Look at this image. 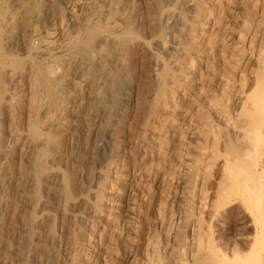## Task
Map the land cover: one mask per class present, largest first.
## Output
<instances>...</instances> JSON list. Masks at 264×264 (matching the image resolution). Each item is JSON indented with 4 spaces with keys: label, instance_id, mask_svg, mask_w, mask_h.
I'll list each match as a JSON object with an SVG mask.
<instances>
[{
    "label": "rangeland",
    "instance_id": "374dc122",
    "mask_svg": "<svg viewBox=\"0 0 264 264\" xmlns=\"http://www.w3.org/2000/svg\"><path fill=\"white\" fill-rule=\"evenodd\" d=\"M144 7L163 10L148 18L156 32L146 34L141 15L124 23L146 42L144 52L131 79L108 87L120 49L106 31L122 10ZM204 10L188 44L196 61L176 100L144 122L143 112L133 113L136 98L152 97L161 62L175 66ZM263 51L264 0H0V264H84L86 256L97 264H193L199 253L211 258L207 264H264V184L261 199L250 190L220 197L222 179L232 177L223 165L225 131L244 144L235 125L249 106ZM43 81L50 96L39 89ZM72 172L70 209L90 228L88 246L63 233L69 220L55 190L70 184ZM96 190L101 215L90 204Z\"/></svg>",
    "mask_w": 264,
    "mask_h": 264
},
{
    "label": "bare ground",
    "instance_id": "6f19581e",
    "mask_svg": "<svg viewBox=\"0 0 264 264\" xmlns=\"http://www.w3.org/2000/svg\"><path fill=\"white\" fill-rule=\"evenodd\" d=\"M124 1V0H123ZM204 1V0H203ZM204 3V2H203ZM201 6V5H200ZM199 6V7H200ZM205 8V7H204ZM198 9V8H197ZM202 10V9H201ZM111 11V10H110ZM163 10H161V7L157 8L156 11H152V9L150 7H144V9L140 12H133V13H129V12H125V11H121L115 18V20L111 21L110 27L107 29L106 34L108 37H111L118 45H119V55H120V60L117 62H119V66L117 67L118 70L117 71H111L109 70L110 74H107V82L109 83V86H113L115 84H117L120 80L122 79H131L137 69V65H138V59L139 57H142L143 52H144V46H145V41L141 40L142 38L139 37V35L137 33H135L133 30L128 29L126 27H124V23L125 22H129L132 19H136L139 18V16L141 15V21H144V26H145V32L147 35H153L155 34L156 30L154 28V23L151 22L149 19L150 16L155 15V17L159 16L162 13ZM206 11H201L200 13H198V18L196 16V19L190 24L189 26V31H191V41L189 40V43L187 42V45H184L183 47V52L179 55H174V63L175 66H169V63L167 62L168 60H163L161 62V65L158 69V72L156 74L157 77V82H156V86L152 89V97L148 98V96L146 95V97H143L141 94L139 97L136 98V104H135V112L136 116L143 112L146 116L145 121L144 122H148V118L154 114V112L158 109L160 110H164L168 107V105H170V103L173 101V99H175V92L176 89L181 86L184 85V82L186 80V73L188 69L192 68V64L194 61H196V57L194 58L193 56L191 57L190 55V50H189V45L192 47L193 45V39H196L195 37V29L196 28H201L200 25V17L202 16V13H205ZM206 14V13H205ZM113 17V15H112ZM149 18V19H148ZM203 22V21H202ZM108 24V25H109ZM205 25V24H203ZM118 26H120L121 28L118 29ZM103 33H105L104 31H102ZM102 32H100L102 34ZM202 32V31H201ZM105 34V35H106ZM201 34V33H200ZM89 37L91 36H85V41L89 42ZM189 38V39H190ZM199 38V37H198ZM83 39V38H82ZM199 43V42H198ZM189 44V45H188ZM200 46V45H199ZM181 49V48H180ZM193 50V49H192ZM201 50V49H200ZM146 51V50H145ZM199 52V50H197ZM145 55V54H144ZM116 56V55H115ZM149 56V55H148ZM145 58V57H143ZM116 59V58H115ZM141 60V59H140ZM160 60V59H159ZM258 60L257 62L260 63V68L258 73L256 74V79H255V87L254 89L249 93V95L247 96V101L249 103V106L247 108H244L245 110L242 112L241 110V115L238 118V120L236 121V125H238V127L240 129H242V133H241V138L242 141L244 142V145L241 146L239 145V142L237 144V142L235 143V141L233 140V136L231 135V133H229L228 131H225V136L223 138V150H224V154H225V161H224V167L227 172V174H231V178L226 179V177L224 178V180L222 179V183H221V193H220V197L224 200V198L227 195H238L243 193L244 191H252L254 194V197L256 199H261V188L263 187L264 184V161H262L260 159L261 155L264 153V51L261 52V54L258 56ZM142 61V60H141ZM145 61V60H144ZM191 63V66L189 67L188 64ZM190 65V64H189ZM115 67V66H114ZM109 68V67H108ZM107 68V69H108ZM141 73L144 74L145 73V66L143 64H141ZM115 70V69H113ZM106 71V70H105ZM189 72V71H188ZM155 73V72H154ZM191 73V72H190ZM145 75V74H144ZM189 75V74H188ZM144 77V76H143ZM192 77V76H191ZM143 79V78H141ZM43 80V79H42ZM207 80V79H206ZM205 80V81H206ZM156 81V79H155ZM193 81V80H192ZM106 82V81H104ZM121 82V81H120ZM140 83V82H139ZM191 85V84H190ZM144 87V86H142ZM185 87V86H183ZM253 88V87H252ZM40 91L43 92V94H46L48 96L51 95V91H50V87L49 85L43 81L41 82V86H40ZM131 89V88H130ZM144 90V89H143ZM142 90V91H143ZM197 90V89H196ZM137 92V91H136ZM138 93V92H137ZM136 93V94H137ZM150 93V92H149ZM145 94V93H144ZM147 94V93H146ZM131 95V94H130ZM177 95V94H176ZM181 96V95H180ZM56 97V96H54ZM179 97V96H178ZM128 99V98H127ZM131 99V98H130ZM129 100V99H128ZM176 100V99H175ZM132 102V100H131ZM133 103V102H132ZM128 104V103H127ZM175 104V103H174ZM6 105V104H5ZM131 105V104H130ZM7 107V106H6ZM5 107V108H6ZM175 107V106H174ZM132 108V107H131ZM144 108H146V110H144ZM7 109V108H6ZM130 109V108H129ZM173 110V108H170ZM175 109V108H174ZM133 110V109H132ZM3 111V110H2ZM145 111V112H144ZM158 112V111H157ZM165 113V112H163ZM160 114V113H159ZM173 114V112H172ZM141 116V115H140ZM143 116V115H142ZM141 116V117H142ZM170 116V115H168ZM140 117V118H141ZM202 120H205L207 118V115L205 113H201L200 115ZM134 118V117H133ZM153 118V117H152ZM135 119V118H134ZM165 119V118H164ZM136 120V119H135ZM141 120V119H139ZM163 120V119H162ZM143 122V121H142ZM157 122V121H156ZM155 122V123H156ZM129 123V120H128ZM132 123V122H131ZM162 123V121H161ZM159 124V123H158ZM124 125V124H123ZM134 125V124H133ZM132 125V126H133ZM138 125V124H137ZM146 125V124H145ZM160 126V125H159ZM131 128V127H130ZM141 128V127H140ZM162 128V127H161ZM150 129V128H149ZM167 129V128H165ZM158 130V129H157ZM153 131V130H152ZM166 131V130H164ZM136 132V131H135ZM150 132V131H149ZM168 132V131H167ZM179 133V132H178ZM238 133V132H237ZM130 134V133H129ZM145 134V133H144ZM153 134V133H152ZM167 135V134H166ZM214 135V134H213ZM125 136V135H124ZM144 137V136H143ZM159 137V135H158ZM164 138V137H162ZM165 139V138H164ZM235 139V138H234ZM121 140V139H120ZM165 140H168V138H166ZM180 140V139H179ZM182 140V139H181ZM215 140V139H214ZM239 140V139H238ZM161 141V140H159ZM163 141V140H162ZM240 141V140H239ZM167 142V141H166ZM165 142V143H166ZM217 142V141H216ZM242 142V143H243ZM158 143V142H157ZM161 146V145H160ZM159 146V147H160ZM157 147V148H159ZM167 148V147H166ZM165 148V149H166ZM163 149V148H162ZM217 149H214V154L217 153ZM117 152V151H116ZM120 152V151H119ZM158 152V149H157ZM44 154H46L47 152H43ZM119 154V153H118ZM218 154V153H217ZM156 155V153H155ZM114 158V157H113ZM36 160V165L38 167V169H40L41 171H43V169H46V165H45V161L43 158L39 157ZM214 160V159H213ZM153 163V162H152ZM141 167V166H140ZM139 167V168H140ZM144 167V166H143ZM142 168V167H141ZM145 168V167H144ZM107 169V168H106ZM151 169V168H150ZM145 170V169H144ZM223 170V171H224ZM106 171V170H105ZM140 171V170H139ZM149 171V170H148ZM144 172V171H143ZM229 172V173H228ZM146 173V171H145ZM182 173V172H181ZM215 173V172H214ZM143 175V174H142ZM178 175V174H177ZM106 176V175H105ZM104 176V177H105ZM184 176V175H183ZM114 178V177H113ZM185 178V177H184ZM70 179L72 180L70 182V184H68L67 180H63L60 184V186H58V188L55 190L56 193H58L59 196V200L57 202V204L59 205L58 207H61L63 210V214L64 217L67 218L68 223H66V225L63 226V233L65 235H67V239H69L72 243L74 244H79L78 246H84V245H91L93 243V240L91 238H93L91 236V231L90 228H87L86 226H84L82 223H80L76 217L74 216L75 212L72 213V210L70 209L71 205H72V201L73 199H75V193H76V184L74 182L75 180V175L74 173H70ZM183 180V179H182ZM124 182V181H121ZM98 185V184H97ZM100 185V183H99ZM118 185V184H117ZM57 186V185H56ZM110 186V185H109ZM96 188V187H95ZM99 189V187H98ZM51 190V189H50ZM93 191V190H92ZM97 191V190H96ZM94 191V193L96 192ZM111 191V189H110ZM98 192V191H97ZM102 192V190L100 191V193ZM109 192V191H108ZM100 193H97V199L90 203L94 209L96 210L95 212L97 213V215H101V210L103 207V202H102V197L100 198ZM105 193H107L105 191ZM53 194V193H51ZM102 194V193H101ZM25 195V194H24ZM88 195V194H87ZM191 195V194H190ZM244 195V194H242ZM27 196V195H26ZM86 196V195H85ZM104 196V195H102ZM233 196V197H234ZM237 196V197H238ZM56 197V196H55ZM53 197V198H55ZM84 197V196H83ZM246 197V196H245ZM82 198V197H81ZM50 199L51 196H50ZM92 199V198H91ZM229 199V197L227 198ZM225 198V200H227ZM46 200V199H45ZM49 200V198H48ZM85 200V199H84ZM247 202H249V199L246 198L245 199ZM54 201V200H53ZM114 201V200H113ZM189 201V200H188ZM197 201V200H196ZM244 201V200H242ZM259 201V200H257ZM46 202V201H45ZM75 202V201H74ZM201 202V201H199ZM253 202V201H252ZM86 203V202H85ZM189 203V202H188ZM44 204V203H43ZM105 204V202H104ZM221 204V203H220ZM197 205V204H196ZM165 206V205H164ZM209 206V205H208ZM245 206V205H244ZM243 206V207H244ZM249 205L247 204L246 208ZM78 207V206H77ZM124 207V206H123ZM196 207V206H195ZM206 207V206H205ZM204 207V208H205ZM211 207V206H210ZM164 208V207H163ZM176 208V207H175ZM256 215L262 217V213H261V207L258 203V206H256ZM75 209V208H74ZM73 209V211H74ZM127 209V208H126ZM206 209V208H205ZM196 210V209H195ZM229 210V209H228ZM76 211V210H75ZM168 211V210H167ZM85 212V211H84ZM83 212V213H84ZM191 209H187V213H191ZM196 212V211H195ZM249 212V211H248ZM91 213V212H90ZM105 213V212H103ZM207 213V212H206ZM209 213V212H208ZM217 213V212H215ZM112 214V213H111ZM117 214V213H116ZM168 214V213H167ZM204 214V213H203ZM201 214V215H203ZM76 215V214H75ZM82 215V214H80ZM86 215V214H85ZM84 215V216H85ZM106 215V213H105ZM118 215V214H117ZM150 215V214H149ZM200 215V216H201ZM153 216V215H152ZM163 216V215H162ZM161 216V217H162ZM49 218V216H47L46 214L44 215V218ZM145 217V216H144ZM94 218V217H93ZM116 218V217H115ZM153 219V217H151ZM155 218V217H154ZM160 218V217H159ZM168 218V216H167ZM106 219V218H105ZM111 219V218H110ZM118 219V218H117ZM156 219V218H155ZM158 219V218H157ZM164 219V218H163ZM174 219V218H173ZM204 219V217H203ZM49 220V219H48ZM80 220V218H79ZM143 220V218H142ZM162 220V219H161ZM180 220V219H179ZM202 220V219H201ZM82 221V220H81ZM105 221V220H104ZM113 221V220H112ZM207 221V220H206ZM164 222V221H163ZM151 223V222H150ZM154 223V222H153ZM162 223V222H161ZM167 222L164 223L165 226ZM86 224V223H85ZM105 224V223H104ZM116 224V223H115ZM124 224V223H123ZM149 224V223H148ZM174 224V223H173ZM126 225V224H125ZM160 225V224H159ZM210 225V223H209ZM254 225V224H253ZM261 225V224H260ZM259 225V227H260ZM93 226V225H92ZM122 226V225H121ZM144 226V225H143ZM148 226V225H147ZM154 226V225H153ZM207 226V225H206ZM255 226V225H254ZM101 227V226H100ZM126 227V226H125ZM157 227V226H156ZM172 227V224H171ZM117 228V227H116ZM122 228V227H121ZM137 228V227H136ZM262 228V226L260 227ZM49 229V228H48ZM125 229V228H124ZM140 229V228H139ZM152 229V228H151ZM154 229V228H153ZM157 229V228H156ZM159 229V226H158ZM208 229H210V227H208ZM92 230V227H91ZM103 230V229H102ZM101 230V231H102ZM165 230V229H164ZM173 230V229H172ZM113 231V230H112ZM153 231V230H151ZM158 231V230H157ZM261 231V230H260ZM50 232V231H49ZM137 232V231H136ZM199 232V231H198ZM153 233V232H152ZM162 233V232H161ZM203 235V231L201 232ZM259 233V231L257 232ZM100 234V233H99ZM103 234V233H102ZM112 234V233H110ZM149 234V233H148ZM124 235V234H123ZM160 235V234H159ZM166 235V234H165ZM182 230L181 231H177L176 232V237L177 238H181L182 237ZM110 236V235H109ZM108 236V237H109ZM186 236V235H185ZM205 236V234H204ZM203 236V237H204ZM208 236H211V234ZM257 236V235H256ZM168 237V236H167ZM172 237V236H171ZM171 237L169 236V238L171 239ZM184 237V236H183ZM189 236H187L188 238ZM202 237V238H203ZM206 237V236H205ZM204 237V239H205ZM110 238V237H109ZM127 238V237H126ZM125 238V239H126ZM151 238V237H149ZM111 239V238H110ZM116 239V238H115ZM148 239V238H147ZM165 239V238H164ZM167 239V238H166ZM186 239V238H185ZM66 240V239H65ZM202 241L201 237L200 239L198 238V241ZM119 241V240H117ZM150 241V240H149ZM155 241V240H154ZM187 241V240H186ZM204 241V240H203ZM206 241V240H205ZM259 241V239H258ZM68 242V241H67ZM66 242V243H67ZM95 242V241H94ZM113 242V241H112ZM115 242V241H114ZM120 242V241H119ZM170 242V240H169ZM261 242V241H260ZM150 243V242H149ZM160 243V242H159ZM200 242H198L199 244ZM254 243V242H253ZM71 244V243H69ZM118 243H116L117 245ZM148 244V243H147ZM157 244V243H156ZM171 244V243H170ZM176 244V243H175ZM206 244V243H205ZM204 244V245H205ZM110 245V243L108 244ZM134 245V244H133ZM158 245V244H157ZM43 246V245H42ZM75 246V245H73ZM128 246V245H127ZM151 246V245H150ZM153 246V245H152ZM151 246V248H152ZM174 246V245H173ZM178 246V245H177ZM185 246V245H184ZM97 247V245H96ZM120 247V246H119ZM155 247V245H154ZM254 247V246H253ZM84 248V247H83ZM82 248V249H83ZM117 248V246H116ZM133 248V246H132ZM8 249V248H7ZM17 249V248H16ZM48 249V248H47ZM91 249V248H90ZM95 249V248H94ZM111 249V248H110ZM109 249V250H110ZM118 249V248H117ZM144 249V248H143ZM149 249V248H148ZM154 249V248H152ZM162 249V248H161ZM175 249V248H174ZM254 249V248H253ZM256 249V248H255ZM11 250V248H10ZM9 250V251H10ZM73 250V249H72ZM79 250V249H78ZM89 250V249H88ZM93 250V249H91ZM96 250V249H95ZM106 250V249H105ZM108 250V251H109ZM120 250V249H119ZM132 250V249H131ZM165 250V249H164ZM176 250V249H175ZM182 250V248L180 249ZM199 250V249H198ZM13 251V250H12ZM114 251V250H113ZM124 251V250H123ZM151 251V250H150ZM155 251V249H154ZM163 251V250H162ZM166 251V250H165ZM168 251V249H167ZM177 251V250H176ZM190 251V250H188ZM112 252V251H111ZM119 252V251H117ZM131 252V251H130ZM135 252V251H134ZM187 252V251H186ZM89 253V252H88ZM87 253V254H88ZM93 253V252H92ZM114 253V252H113ZM124 253V252H123ZM183 253V252H182ZM52 254V253H50ZM86 254V255H87ZM105 254V253H104ZM110 254V253H109ZM116 254V253H115ZM122 254V253H121ZM134 254V253H133ZM89 255V254H88ZM99 254H97L98 256ZM127 256V255H126ZM125 256V257H126ZM132 256V254H131ZM135 256H137L135 254ZM134 256V257H135ZM147 256V255H146ZM150 256V255H149ZM183 256V255H182ZM187 256V255H186ZM251 256V255H249ZM51 257V256H50ZM91 256H86L85 258V262L84 264H97L98 261L97 259L95 260H91L90 259ZM145 257V256H144ZM49 258V256H48ZM116 258V257H115ZM141 258V257H140ZM84 259V257H83ZM121 259V258H120ZM124 259V258H123ZM129 259V258H128ZM139 259V258H138ZM171 259V258H170ZM211 259L209 257H206L203 253H199L196 254L194 256V260H193V264H207L208 261ZM48 260V259H47ZM131 260V259H130ZM135 260V258H134ZM141 260V259H140ZM254 260V259H253ZM49 261V260H48ZM71 261V260H70ZM74 261V260H73ZM124 261V260H123ZM169 261V260H168ZM171 261V260H170ZM189 261V260H188ZM213 261V260H212ZM114 262V261H113ZM180 262V261H179ZM190 262V261H189ZM46 263V262H44ZM77 263V262H76ZM127 263V262H126ZM144 263V262H143ZM169 263V262H168ZM182 263H184V261H182ZM47 264H50L49 262ZM185 264V263H184ZM215 264H230L229 262L223 260V259H215Z\"/></svg>",
    "mask_w": 264,
    "mask_h": 264
}]
</instances>
